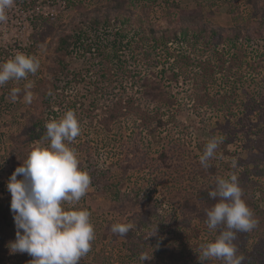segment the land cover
Listing matches in <instances>:
<instances>
[{"label": "rangeland", "instance_id": "1", "mask_svg": "<svg viewBox=\"0 0 264 264\" xmlns=\"http://www.w3.org/2000/svg\"><path fill=\"white\" fill-rule=\"evenodd\" d=\"M69 1L71 2L14 0L13 6L6 11L7 21L0 23V63L14 57L18 52L34 56L40 62L36 74H29L27 79L19 81L10 80L0 87V221H3L2 212L6 211L8 227L14 237L17 229L10 208L11 194L7 189V183L11 174L22 165L25 158L16 157L8 152V144L11 146L10 138L12 137L14 145L27 147L29 142L24 135L25 124L32 115L41 113L42 116L47 113L41 102L40 91L48 86L46 71L53 65L55 54L53 33L57 29L55 25L61 30L63 27L66 29L79 18L80 12L88 10L97 2L104 3L106 0ZM72 1L80 3L76 6ZM132 1L134 12L129 19L130 25L152 22L156 27L162 28L168 24L174 25L180 13L201 11L209 24L225 27L224 32H229L226 27L236 24L255 27L256 18L261 14L258 7H261L259 5L263 2L257 0H253V3L250 1L248 3L247 0ZM46 18L48 22L54 21V25L51 23V26L46 28V24H49L44 23ZM123 19L125 18L121 15L117 19L118 22L113 21L109 26L101 27L99 34L109 37L126 23H123ZM249 43L251 56L257 58L264 53V34L261 38L252 36ZM169 46L175 51L179 50L176 43ZM189 50L191 51L190 47ZM72 55L67 58L70 72L81 63L80 59L77 60ZM172 62L173 58H170L165 65L169 67ZM162 65L164 64L158 60L156 66L149 67L143 59L136 64L141 73L149 74V79L161 85L156 91L158 96L154 97V100L150 96H145L143 100L146 113L154 112L156 116L165 113L161 118V125L156 124L157 117L152 116L147 117L143 126L140 124V127H137L136 123H142L143 120L133 121L129 116L126 117L128 109L123 102L121 105L126 110L118 107V116L115 120L105 123L100 121L108 113L105 109L108 110L119 96L122 98V85L125 84V88H130L123 78L121 80L124 84L120 85L115 76L112 84L96 85L97 92H95L93 84H87L83 80L78 83V80L71 79V76L64 79L60 77L62 82L58 93L65 101L77 99L85 104L93 100L99 102L98 107L93 109L95 116L93 124L91 125L86 118L79 121L81 134L69 145L72 147L73 144L86 143L89 148L88 161L92 163L91 165H88L83 152L76 153L80 167L88 173L93 166L96 170L105 171L106 178L112 181V185L117 182L121 189L120 197L112 198L111 188H99L94 184V180H91L93 182L87 194L81 198L77 207L90 212L95 238L91 242V250L80 259L79 264H142L139 259L142 254L149 257L148 260L143 261V264H201L200 245L213 241L219 234V229H209L206 223V210L210 209L217 200L212 198L209 201L201 200L198 198L201 192H206L208 188L212 191L216 178H230L235 175L242 189L244 202L248 201L247 193L254 194V199L260 196L259 186L253 189L249 188L251 185L247 186L245 183L250 176H247V167L255 170L259 162L264 166V123L259 122L258 126L254 123L253 131L263 127L261 132L263 135L254 139L252 149H243L240 141H231L227 143L225 149H217L215 156L209 160L214 166L213 174L210 175L208 170L201 166L199 157L211 138V131L218 127L214 124L217 113H207L210 117L208 122L202 121L197 111L201 113L209 109L206 105L200 106L201 102L198 103L194 99L195 92L191 87V81H183L181 75L176 77L175 69L161 72ZM220 76L217 74L209 84L207 91L210 95L225 96L228 100L233 96L232 102L236 110L237 105L246 107L264 105V87L259 80L264 77V71L256 77L259 84L248 82L244 88H238L234 92L233 83L226 82L224 85ZM251 76L252 74L246 75L248 80ZM85 77V81L90 82L97 79L95 72H90ZM29 81L33 85L30 89L33 98L31 103H25V85ZM12 88L21 89L15 101L10 97ZM123 90L125 93V89ZM141 91L138 86L134 87V97L140 96ZM250 91L253 94L247 93ZM85 106L77 104L79 110H86ZM58 111L61 113L56 119L63 115L62 111ZM131 111L132 108L129 112ZM252 117H255L254 114ZM51 120L47 119V122ZM146 125L154 128V132L148 133V130L143 128ZM11 133L14 135H10ZM134 137L139 147L135 153L127 152V146L132 145L129 138L134 139ZM126 152L128 157H125ZM120 164L127 166L125 175L118 169ZM22 178L17 176L18 180ZM250 178L254 180L255 176L251 175ZM261 180L264 182V176ZM146 221L150 226L145 230L144 242L148 243L147 247L139 245L134 247V252L125 249L123 237L111 232V225L114 223H127L136 227ZM260 223L249 232L237 233L234 243L238 249L237 254L244 257L243 264H264V225ZM154 229L155 234L150 235ZM20 231L22 234V230ZM138 247L141 248L136 249ZM5 255L6 253L0 251V264H16L15 260L11 262L5 258ZM28 258L33 259L30 255ZM205 264H223V261L210 258Z\"/></svg>", "mask_w": 264, "mask_h": 264}, {"label": "trees", "instance_id": "2", "mask_svg": "<svg viewBox=\"0 0 264 264\" xmlns=\"http://www.w3.org/2000/svg\"><path fill=\"white\" fill-rule=\"evenodd\" d=\"M249 1L253 3V0H247L248 3ZM257 1L264 2V0ZM68 2L71 1L68 0ZM72 2L76 6L80 3L76 1ZM263 2L259 5L261 7H258L261 14L256 18L257 24L254 25L255 27H249L250 25L247 24H236L231 27H226V30H229V32L223 31L225 27L209 24L202 16L201 11L180 13L175 19L174 25L168 24L162 28L156 27L152 22L130 25L129 19L134 12L132 0H106L104 3L97 2L91 8H88V10L80 12L78 15L79 18L72 25H69L67 27L68 29L63 27L61 30L58 25H55L57 29L53 33L55 36L53 65L48 67L46 71L48 86L42 88L40 91L41 102L45 106L44 110H47V113L42 116L40 115L41 113L32 115L27 124H25L24 129L26 131L24 135L29 142L27 147L21 148L19 145H14L11 137V146L8 144V152L16 157L26 158L29 150L35 143L47 144V141L43 139L46 132L45 123L47 119H56L61 113L58 110L62 111L63 114L67 110H73L79 121L86 118L91 125L93 124L95 121L93 109L98 107L99 102L97 103V101L93 100L85 104L84 102H79L77 99L65 101L64 97L59 95L58 90L61 86V79L68 78L69 76L73 80H78V83L83 80L87 84H93L95 92H97L96 85L101 83L112 84L115 76L120 85L124 84L121 80L122 78L126 80L125 83L128 82L127 86H130L129 89L127 87L125 88V84L122 85V98L119 96L108 107V110L105 109V112L108 113L102 118L103 120H100L103 123L113 121L117 118L118 107H126L128 109V115L126 117L129 116L133 121L138 119L140 121L143 120L142 123L135 122L137 127H140V124L143 126L147 117L152 116L157 117L155 123L161 125V118L165 116V113L162 112L160 113L162 116H156L154 112L146 113L143 107L145 96H150L154 100V97L158 96L156 91L161 85L159 82L151 78L149 79V74L141 73V70L137 69L136 64L140 63L142 59L148 63L149 67L156 66L159 60L164 64L161 67V72L175 69L176 77L181 75L183 81H191V87L195 92L194 99L198 103L201 102L200 106L206 105L209 109L201 113L197 111L202 118L201 120L208 122L210 118L209 114L217 113V119L214 121V124L218 127L214 128L210 135L211 137L222 138V143L219 144L218 149H225L227 143L231 141H240V146L243 149H252L254 139L260 138L263 135L261 133L263 127L253 131V126L254 123L257 126L259 122L264 123V105L258 104L257 106L252 105L247 107L237 105L238 109L236 110L232 102L234 100L233 96L230 100L221 95L214 97L207 90L209 84L217 74L221 75L220 77L224 85L226 82L233 83V92L238 88H244L248 82L259 84L256 77L264 71V53L257 58L251 56L249 50L251 44L249 42L252 36L261 38L264 34ZM87 6L89 5L87 4ZM121 15L125 18L122 20L123 23L126 22L125 24L116 29L109 37L99 34L101 27L105 28L113 21L118 22L117 19ZM45 22L49 23L46 24V28L54 25V21L48 22L47 18ZM172 43H176L179 46V50L175 51L170 47L169 44ZM183 46H186V48H183ZM71 55L77 58V60H81V63H78L77 68H73L72 72H70L69 61L67 60ZM170 58H173V62L168 67L165 63ZM90 72H95L97 79L91 82L85 81V76ZM69 73L70 75H68ZM247 74H252L249 80L246 77ZM259 80L264 87V77H262V80ZM136 86L142 89V94L138 97H134L135 92H133ZM123 89H125V93ZM247 93L253 94L251 91ZM104 99L102 102H104ZM121 102L125 104V107L121 105ZM167 102L170 104V101L167 100ZM77 104H81L82 106L86 105V110H79ZM54 105L55 107L53 108ZM131 108L132 111L129 112ZM198 108L196 109L198 110ZM207 113H209L208 116ZM253 114L255 116L254 118L252 117ZM45 116H47V119H45ZM223 119H225V123H223ZM143 128L148 130L150 134L154 132V128L147 127V125ZM10 135L14 134L11 133ZM129 140H131L132 145L127 146V152L133 151L135 153L139 147V143L135 137L134 139L129 138ZM72 148L75 149L76 153L78 151L83 152L88 165L92 164L88 161L90 150L86 146V143L73 144ZM127 152L125 157H128ZM209 165L205 169L211 175L213 174L214 166L210 162ZM126 168L127 166L122 164L118 167L123 175L127 172ZM255 168V170L246 168L247 176L254 175L255 179L252 180L248 176V181L245 185H251L249 188L253 189L259 186L261 193L255 199L254 194L250 195L247 193L248 201H245V203L253 212L254 218L258 223L261 222L260 224L263 226L264 186L262 185L264 182L261 178L264 176V171H262L264 166L259 162ZM105 173V171L96 170L93 166L89 175L91 180H94V184H97L96 186L102 189L105 187L111 188L112 198L118 199L121 195L120 185L117 182V184L112 185V181L106 178ZM121 179L119 182H121ZM209 192L210 190L208 188L206 192H201L198 198L207 201L211 200L208 195ZM2 218L3 221H0V251L6 253L5 258L11 262L15 260L14 262L16 264H31L33 259L30 260L27 253L11 251L10 245L15 241L16 237H14L11 229L8 227L9 223L7 222L6 211L2 212ZM149 228L150 226L147 224V221L141 222L136 227H131L126 235L120 236L116 234V236L125 239V249L128 252H134V247L139 245L141 247H147L148 243L144 242V237L146 235L145 230Z\"/></svg>", "mask_w": 264, "mask_h": 264}, {"label": "clouds", "instance_id": "3", "mask_svg": "<svg viewBox=\"0 0 264 264\" xmlns=\"http://www.w3.org/2000/svg\"><path fill=\"white\" fill-rule=\"evenodd\" d=\"M13 4L14 0H0V23L7 21L6 11ZM39 68L36 57L18 52L0 63V87L10 80L27 79ZM32 86L31 81L25 85V103L32 101ZM20 92V88H12L11 99L15 101ZM45 129L43 139L47 144L35 143L7 183L17 229L10 248L33 257L31 264H79L95 238L90 212L77 207L91 186V177L80 167L75 149L69 146L81 134L80 122L73 110H67L59 119L46 122ZM220 143L222 138L208 140L199 157L202 167L210 166L208 162ZM18 175L23 178L18 180ZM208 195L217 202L206 210V223L209 229H219V234L200 245L201 264L210 258L222 260L223 264H243L244 257L237 254L234 241L237 233L253 230L258 221L242 199L237 177L216 178ZM131 227L114 223L111 232L124 236ZM154 234L155 229L150 235ZM139 259L143 264L149 257L142 254Z\"/></svg>", "mask_w": 264, "mask_h": 264}]
</instances>
